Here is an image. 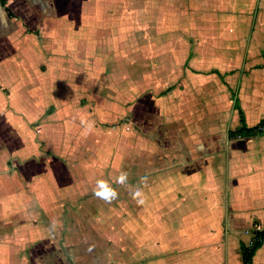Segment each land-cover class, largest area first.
Returning a JSON list of instances; mask_svg holds the SVG:
<instances>
[{"label": "crops", "instance_id": "0c3cea01", "mask_svg": "<svg viewBox=\"0 0 264 264\" xmlns=\"http://www.w3.org/2000/svg\"><path fill=\"white\" fill-rule=\"evenodd\" d=\"M263 119L264 0H0V264H247Z\"/></svg>", "mask_w": 264, "mask_h": 264}, {"label": "clouds", "instance_id": "9594fccd", "mask_svg": "<svg viewBox=\"0 0 264 264\" xmlns=\"http://www.w3.org/2000/svg\"><path fill=\"white\" fill-rule=\"evenodd\" d=\"M83 123V121H82ZM88 129L90 130L92 125L88 124L87 125ZM128 181V174L125 172H122L115 180V183L121 186H125ZM93 194L99 198L104 200L105 202L110 203L111 201L117 199L118 197V192L115 188H113L108 181L103 180V179H98L95 184V188L93 191ZM130 195L132 199L136 200L138 204H142L143 200L139 199L141 197V191L139 188H136L135 191H130ZM56 224L53 222L52 228H55Z\"/></svg>", "mask_w": 264, "mask_h": 264}, {"label": "trees", "instance_id": "16d2710c", "mask_svg": "<svg viewBox=\"0 0 264 264\" xmlns=\"http://www.w3.org/2000/svg\"><path fill=\"white\" fill-rule=\"evenodd\" d=\"M2 2H5L6 0H1ZM264 132V119L256 126L254 127H248L246 122L243 120L241 128L238 129L237 134L241 135H252V134H258ZM263 241H257L254 243L253 247H248L245 252V258L247 264H251L252 256L254 254V251L262 244Z\"/></svg>", "mask_w": 264, "mask_h": 264}, {"label": "built area", "instance_id": "2783aa9c", "mask_svg": "<svg viewBox=\"0 0 264 264\" xmlns=\"http://www.w3.org/2000/svg\"><path fill=\"white\" fill-rule=\"evenodd\" d=\"M254 231L256 232V237H255V241H263L264 240V223L263 222H259L256 223L254 226ZM254 243L250 244V247L254 246Z\"/></svg>", "mask_w": 264, "mask_h": 264}, {"label": "rangeland", "instance_id": "374dc122", "mask_svg": "<svg viewBox=\"0 0 264 264\" xmlns=\"http://www.w3.org/2000/svg\"><path fill=\"white\" fill-rule=\"evenodd\" d=\"M264 241V240H263Z\"/></svg>", "mask_w": 264, "mask_h": 264}]
</instances>
